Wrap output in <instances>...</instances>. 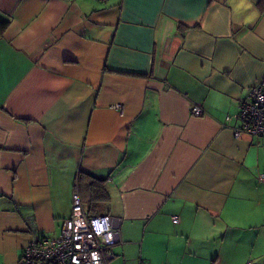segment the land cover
I'll return each instance as SVG.
<instances>
[{"label":"crops","instance_id":"crops-1","mask_svg":"<svg viewBox=\"0 0 264 264\" xmlns=\"http://www.w3.org/2000/svg\"><path fill=\"white\" fill-rule=\"evenodd\" d=\"M261 1L0 0V264L60 233L82 172L108 264H264V134L225 120L264 82Z\"/></svg>","mask_w":264,"mask_h":264},{"label":"built area","instance_id":"built-area-1","mask_svg":"<svg viewBox=\"0 0 264 264\" xmlns=\"http://www.w3.org/2000/svg\"><path fill=\"white\" fill-rule=\"evenodd\" d=\"M191 114L200 116L202 108L191 107ZM239 120L235 134H264V82H259L241 101L237 114L225 120ZM177 216L172 221L177 222ZM120 220L107 213L86 212L77 186L71 194V212L63 220L56 236L37 234L22 250L18 264H108L112 247L120 241Z\"/></svg>","mask_w":264,"mask_h":264},{"label":"trees","instance_id":"trees-1","mask_svg":"<svg viewBox=\"0 0 264 264\" xmlns=\"http://www.w3.org/2000/svg\"><path fill=\"white\" fill-rule=\"evenodd\" d=\"M260 8H264V0L261 1ZM9 24L8 20H0V32ZM78 189L86 212L97 214L99 203L109 199V194L102 179L95 178L87 173L78 175Z\"/></svg>","mask_w":264,"mask_h":264},{"label":"rangeland","instance_id":"rangeland-1","mask_svg":"<svg viewBox=\"0 0 264 264\" xmlns=\"http://www.w3.org/2000/svg\"><path fill=\"white\" fill-rule=\"evenodd\" d=\"M47 236H50V235H47Z\"/></svg>","mask_w":264,"mask_h":264}]
</instances>
